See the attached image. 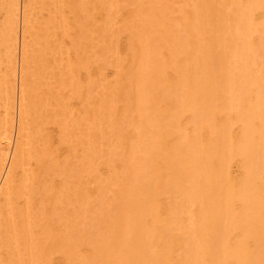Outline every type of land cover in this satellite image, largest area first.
Returning <instances> with one entry per match:
<instances>
[{
	"label": "bare ground",
	"instance_id": "bare-ground-1",
	"mask_svg": "<svg viewBox=\"0 0 264 264\" xmlns=\"http://www.w3.org/2000/svg\"><path fill=\"white\" fill-rule=\"evenodd\" d=\"M6 8L0 264H264V0Z\"/></svg>",
	"mask_w": 264,
	"mask_h": 264
},
{
	"label": "rangeland",
	"instance_id": "rangeland-1",
	"mask_svg": "<svg viewBox=\"0 0 264 264\" xmlns=\"http://www.w3.org/2000/svg\"><path fill=\"white\" fill-rule=\"evenodd\" d=\"M12 2V0H3V3L2 4H4L5 5V7H4V5H2L3 7H1V8H5L4 10L2 9V10H0V30H2V28H3V26H2V24L4 23V21L6 20V13H5V10L6 9H8V8H6V6L7 7H9V4ZM17 2H19V9L21 10L23 7H24V5H25V3H26V0H17ZM17 14H18V11H17ZM21 14V11H20V13H19V15ZM19 15H18V17H19ZM21 19V18H20ZM2 26V27H1ZM24 37V35H23V28L22 27H19L18 26V24H17V26H15L14 28H12L11 29V38H12V43H13V45H14V49H11L10 50V48H9V45H6L5 43H4V40H3V37H2V31L0 32V80H1V82H2V86H3V77H4V73H5V71H6V69L4 68V64H3V58L5 57L4 55H7V54H9V52H11V53H13V55L14 54H20L21 53V48H22V46H23V40L25 41V38H23ZM31 43L32 42H30V46H32L31 45ZM30 48V47H29ZM9 49V50H8ZM17 49H18V52H17ZM30 54L31 55H33V51L31 50V52H30ZM122 55H125V54H122ZM32 58H33V56H32ZM31 58V59H32ZM3 64V65H2ZM34 63H32L31 64V67H32V65H33ZM33 68V67H32ZM32 68H30V69H32ZM8 71V70H7ZM36 71V70H35ZM31 72H33L32 73V75H33V77L35 76L34 75V70L32 69V71ZM43 73V72H42ZM44 73H47V72H44ZM36 74V76L38 75L37 74V72L35 73ZM50 74H51V72H50ZM49 73H47V77H50L49 75H50ZM32 75H31V79L32 80H30L31 82L32 81H36L35 79H37V78H32ZM106 75H107V78H108V80L109 81H111V80H113V77H114V75H115V70L113 69V68H109L107 71H106ZM47 77H45V80H44V76H43V80H44V82H43V86H42V88L43 89H45V90H47V87H48V83H51V81L52 80H50V79H47ZM17 79H18V77H17ZM1 82H0V84H1ZM12 82H14V80H13V78H12ZM52 83H53V81H52ZM17 85H19V82L17 81ZM45 85H46V87H45ZM0 87H1V85H0ZM18 87V86H17ZM1 91L2 92H0V93H2V94H0V116H5V114H6V111L3 109V105L4 104H2V103H4L5 101H2V100H4V97H2V96H4V92H5V89H4V87H2L1 88ZM18 92H19V89H17V93H16V96L18 97ZM16 97V98H17ZM44 98H45V95H44ZM78 100H73V103L75 102V104H79L78 102H77ZM11 116H12V118H13V116H14V110H12L11 111ZM7 118L9 119V116H7ZM184 123H187L186 122V117L184 116L183 117V124ZM188 126V127H187ZM186 127H187V129L189 128V130H190V128H191V126L190 125H187ZM187 131V132H191V131ZM234 167V166H233ZM231 172H232V174L234 175V176H237L238 175V173H239V170H238V168L235 166L234 168H232V170H231ZM81 249H83V251H81ZM87 251H88V247L87 246H81V248H80V253H83V254H85V253H87Z\"/></svg>",
	"mask_w": 264,
	"mask_h": 264
}]
</instances>
